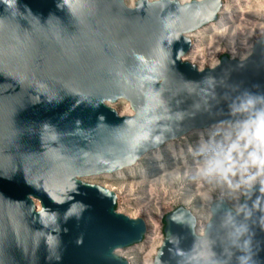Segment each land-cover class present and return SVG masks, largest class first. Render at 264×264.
<instances>
[{"label": "water", "instance_id": "95a60500", "mask_svg": "<svg viewBox=\"0 0 264 264\" xmlns=\"http://www.w3.org/2000/svg\"><path fill=\"white\" fill-rule=\"evenodd\" d=\"M221 8V0H0V264H129L116 251L143 240L145 221L118 212L116 193L85 178L237 119L228 105L241 94L264 96V35L245 59L224 55L206 68L183 59L188 34ZM119 100L132 115L111 107ZM258 188L238 210L213 201L202 233L189 209L171 210L152 264H237L232 244L243 229L251 264H264Z\"/></svg>", "mask_w": 264, "mask_h": 264}, {"label": "bare ground", "instance_id": "6f19581e", "mask_svg": "<svg viewBox=\"0 0 264 264\" xmlns=\"http://www.w3.org/2000/svg\"><path fill=\"white\" fill-rule=\"evenodd\" d=\"M135 1L136 0H126V3L132 6ZM178 1L180 3H187L193 0ZM210 23L188 34L193 45L183 59L185 60V57L188 55L186 61L188 60V62L194 64L198 59L202 60L203 58L211 56L219 47V52L223 51L221 45L225 41H228V44L225 45L226 48H240L243 50L239 40L246 41L248 45L247 48L243 50L245 53L241 58L245 59L250 55L253 45L256 42L255 40L264 34V0H223V6L218 12L217 18L214 20V23ZM211 27L212 29H209ZM205 33L208 35L212 34V38L208 40L204 39ZM214 35L216 36L214 37ZM200 46L203 47L200 48ZM218 63V61H215L209 64L208 67H214ZM119 114L132 115V111L126 106L125 110ZM229 123L230 121L220 122L206 128L191 130L178 138L165 142L155 149L147 151L134 164L123 168V171L130 172L128 177L117 176L118 179H128L129 182L119 184V186L109 188V190L114 191L118 198L121 197L125 190H129L130 194L128 195L139 190L142 194L144 193L136 198L139 202L155 201L156 204L161 203L160 199L168 198L171 194L170 192L173 190H175V192L185 191L180 194L179 198V202H182L185 206L190 204L193 192L196 193V196L200 197H204L205 195L211 196L215 191V183H206L196 177L195 171L199 158L195 149L192 148L190 140L194 136L200 147V145L205 144L207 139L211 141L215 135L223 133ZM165 157L168 158V163H164L163 160ZM188 159H191V161ZM150 161V166H147ZM120 170L115 172L119 173ZM135 170H138V172ZM123 171H120V173ZM115 172L112 174L105 173L95 176L113 177L115 176ZM104 187L108 188V186ZM190 189L193 191H190ZM157 193H160V196H158ZM227 193L229 192L224 189V194ZM230 194L236 195L235 193ZM187 200L189 201L187 202ZM207 200L210 205L212 203L211 200ZM170 202L171 201H169V203ZM193 212L198 219L197 232L202 233L210 218V211L208 210L205 215L197 214L195 211ZM130 217L134 218V216ZM151 224L153 225L152 222ZM151 224L150 228L152 227ZM159 245L150 250L151 259L152 257L154 258ZM116 253L119 257L127 259L131 264L132 251L121 248L118 249ZM152 261L150 260L148 264H152Z\"/></svg>", "mask_w": 264, "mask_h": 264}, {"label": "clouds", "instance_id": "9594fccd", "mask_svg": "<svg viewBox=\"0 0 264 264\" xmlns=\"http://www.w3.org/2000/svg\"><path fill=\"white\" fill-rule=\"evenodd\" d=\"M231 117L221 138L197 149L195 175L206 183L222 185L229 193H240L251 198L259 185L252 206L264 201V96L244 93L228 105ZM150 134H146L147 140ZM159 140V137H155ZM242 205L239 214L243 215ZM247 229L237 230L232 247L240 255L237 264H251V240Z\"/></svg>", "mask_w": 264, "mask_h": 264}, {"label": "rangeland", "instance_id": "374dc122", "mask_svg": "<svg viewBox=\"0 0 264 264\" xmlns=\"http://www.w3.org/2000/svg\"><path fill=\"white\" fill-rule=\"evenodd\" d=\"M222 1V6H223V0ZM126 3V0H125ZM218 16V13H217ZM214 23V21H213ZM211 24V23H210ZM209 29H212L209 28ZM264 35V34H262ZM261 35V36H262ZM212 34H204V39L208 40L210 38H212ZM216 35H214L215 37ZM260 36V37H261ZM258 37V38H260ZM257 38V39H258ZM256 39V40H257ZM255 40V41H256ZM254 41V42H255ZM228 41H225L221 47H223V51L219 52V48L217 49V51L213 54H211V56L207 57V58H203L198 59L197 61L194 62V64H196L198 67H208L209 64L214 63L215 61L220 60V58L224 55L228 56L229 58H234V59H241L243 54L245 53V48H247V42L244 40H239V42H241L242 44V49H235V48H226L225 45H227ZM192 43V41H191ZM193 45V43H192ZM203 47V46H202ZM200 46V48H202ZM225 47V49H224ZM188 56V55H187ZM187 56L185 57V60L187 58ZM188 61V60H187ZM112 108H114L118 113H122L126 106L129 107L128 103L126 101L123 100H119L115 103L110 104ZM222 133H218L217 135H215L213 137V139L210 140H206V143H212L219 140L221 138ZM190 144L192 146L193 149H195V151L197 152L198 149V144H197V139L193 138L190 140ZM198 158L199 155H198ZM189 161H191V159H188ZM164 163H168V158L165 157L164 158ZM151 161L147 164V166H150ZM148 168V167H147ZM120 171H123L120 170ZM116 173L115 172V176L113 177H102V176H95V177H87L85 178L86 181H89L91 183H97L103 186H108L109 188H113L116 186H119V184H124L129 182L128 179L127 180H122V179H118L117 176H123V177H128L130 175L129 171H123L120 173ZM136 172H138V170H135ZM108 174H112V173H108ZM121 174V175H120ZM214 193L210 195H205L204 197H200V196H196V193L193 192L192 193V198L190 199V204L188 206H185L182 204V202H179V198H180V194L184 193L185 191H179V192H175V190L171 191L170 195L168 198H162L160 199L161 203L160 204H156L155 201L154 202H139L136 198L139 197L140 195H143L141 193V191H135L133 193H131V195L129 193V190H125L121 197L118 198L117 196V203H116V209L118 212L120 213H124L128 216H134V218H141L145 221L146 225H147V231L146 234L143 238V240L139 243L130 245L128 247L122 248L125 250H130L132 251V260H131V264H148V262L151 260H153V257L151 259V255H150V250L154 247H157L161 240L163 239V219L164 216L169 213L171 210H173L176 207L179 206H183L187 209H189L191 212L195 211L197 212V214L200 215H205L207 213V211L209 210V204H208V200H211V202L218 200V199H223L224 201H226V203L233 209L238 210L240 208V199H241V194L240 193H235L236 195L227 193L224 194V187L222 185H214ZM190 191H193L192 189H190ZM158 196H160V193H157ZM174 196V197H173ZM159 198V197H158ZM169 201H171L169 203ZM189 200H187L188 202ZM194 214V212H193ZM196 217V214H194ZM196 220L197 217H196ZM151 222L153 223V225L151 224ZM149 224V225H148ZM150 224H151V228H150ZM196 230H197V224H196ZM130 264V262H129Z\"/></svg>", "mask_w": 264, "mask_h": 264}]
</instances>
